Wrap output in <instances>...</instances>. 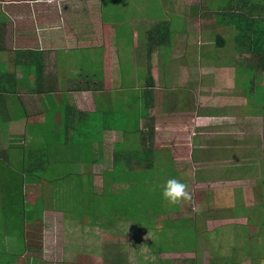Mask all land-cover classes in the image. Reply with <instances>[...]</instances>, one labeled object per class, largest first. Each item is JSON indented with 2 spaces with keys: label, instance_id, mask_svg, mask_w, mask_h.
I'll return each instance as SVG.
<instances>
[{
  "label": "crops",
  "instance_id": "crops-1",
  "mask_svg": "<svg viewBox=\"0 0 264 264\" xmlns=\"http://www.w3.org/2000/svg\"><path fill=\"white\" fill-rule=\"evenodd\" d=\"M224 5L226 8H223ZM231 5L232 3L227 4L226 0H23L22 2L0 0V61L8 62L14 71L12 77L9 69L5 72V79L8 83H12V86L5 85L3 79H0V185H5L4 189L0 190V207L6 208L5 213L11 217L17 215L16 219L27 223L25 255H40L42 251L31 247L34 244L31 225L34 224L37 229H42L48 222L49 212L57 217L59 215L63 217V209L58 208V201H48L44 192L51 191L64 174L65 168L60 165L59 155L77 154L79 150L78 145L74 144L76 137H73L72 130L76 121L63 117L64 105H67V109L89 113L90 117L96 119L95 125L97 130L99 129L100 143L93 140L91 145L87 144L91 157L96 163H76L78 169L75 193L86 187L85 182H82L81 172L90 168L95 173L102 168L100 166L107 161L104 157L106 151L113 152L116 145L125 140L123 134L127 131L123 130V109L142 111L137 118L128 121V126L131 129L134 126L138 128V139L145 137L147 133L152 134L153 150L146 154H159L162 149H159L157 144L162 141H158L157 133L160 132L159 121L164 120L162 117L164 112L171 110L172 113L186 119L188 123L192 121L189 115L181 114L180 109L170 107V96L174 100L172 105H176L180 95L186 97L191 95L186 88L179 89L175 86L173 90L166 87L172 84L174 64L177 62L173 46L178 45L179 49H182V57L189 66L202 61L213 64V57L206 58L203 52L214 53L219 50L220 53L221 50L227 51L230 47L233 52L231 56L228 52L226 55H220L228 62L235 56L237 59L241 58V55L234 50L235 37L239 39L235 35L233 26L234 19H237L234 13L246 15L248 11L238 10ZM234 5H238V0ZM17 7H20L19 10L23 9L24 19L21 24L34 27L36 35L32 39L28 36L25 40L17 42L16 31L12 29L16 23L13 18ZM248 10L249 12L254 10L250 3ZM250 14V17L255 15V13ZM24 29L26 27H22L21 32ZM3 33L6 35L11 33L8 36L9 40L5 41ZM218 34L224 40L222 47L215 46ZM200 37H203L204 41L197 54L194 50L196 47L194 41ZM165 49L172 67L170 75L162 60ZM32 53L35 56H31ZM127 60L129 64L125 65ZM250 65L254 66V63ZM5 67L9 68V66ZM257 74L263 80L264 69ZM16 80L20 81V84ZM36 80L38 83H35ZM237 80L240 81V76ZM255 84L254 79L252 89ZM17 85L20 87L17 88ZM236 87L244 89L242 82L236 83ZM164 88V92H160L161 95L153 96L154 90L162 91ZM30 91L35 93L31 94ZM27 95H36L37 100H40L41 96L45 98L47 96L50 97V102L47 101L46 106L38 107ZM69 96L67 101L62 98ZM95 96L103 98L109 96L110 106L96 102ZM163 97L165 101L162 100ZM62 101L66 103H61ZM168 102L170 105L166 107ZM181 102L178 105H181ZM129 103L132 105L131 108ZM112 107L120 111L116 123L100 128L101 110H110ZM53 108H56V113L49 115L47 131L43 128L46 123L43 115ZM13 109L16 113H10ZM32 123L36 124L37 128L39 126V137L35 142H32ZM110 145L111 148L108 149ZM14 152L20 156H16ZM30 154H45L49 159L44 164L41 162L40 167L37 168L40 171L44 170L46 177L42 176L41 179L35 180L32 177L31 181L29 175H25V168L31 164ZM165 155H162L164 159L169 157ZM50 162L54 165L53 172L52 168L50 169ZM103 170L104 178L103 174L109 172L111 167ZM49 180L52 182L49 183ZM105 183L104 178L102 190ZM90 184L95 192L91 179ZM28 185H33L34 189L31 193ZM11 198L17 199L12 201ZM18 201L20 205H16ZM27 207L29 214L25 212ZM20 214L24 220L21 219ZM114 217L117 218L118 213L114 214ZM164 219L169 222L177 220L189 222L183 217ZM80 223L85 225L87 231L95 230V227L99 228L101 225V222L91 223L85 219H81ZM33 235L36 237L35 233ZM108 236L111 239V234ZM16 242L17 240L11 242V251L15 248ZM169 246L171 244L164 246L161 251H154V254L167 256L168 251L172 250L167 248ZM85 251L94 253L93 248ZM101 251L100 249L98 254L105 255V258L107 252ZM139 251H141L140 256L133 260L137 264L160 262L156 261L158 258L155 259L147 247L139 248ZM147 255L151 258L147 259ZM110 256H116V252Z\"/></svg>",
  "mask_w": 264,
  "mask_h": 264
},
{
  "label": "rangeland",
  "instance_id": "rangeland-1",
  "mask_svg": "<svg viewBox=\"0 0 264 264\" xmlns=\"http://www.w3.org/2000/svg\"><path fill=\"white\" fill-rule=\"evenodd\" d=\"M19 8L17 7L13 18L16 22L15 27L12 26L17 34V42L25 40L28 36L32 39L36 35L34 27L21 24L24 17L23 9L19 10ZM254 18L264 23V14H255L250 19ZM22 27H26V29L21 32ZM10 35L11 33L7 35L3 33L5 41L9 40L8 36ZM71 38L74 40L73 36ZM203 41V37L194 41L196 44L194 50L197 54ZM173 50L177 62L174 64L175 72L172 84L166 85V87L173 90L175 86L179 89L186 88L191 95H189L190 97L180 95L176 105H172L174 100L170 96L171 105L168 102L166 107L170 105V107L180 109V113L189 115L192 121L188 123L186 119H182L171 110L164 112L162 115L164 120L159 121L161 123L160 132L157 133L158 141L162 142L157 146L162 149L159 152L160 157L163 154H169L172 169L178 171L176 175L170 176L187 184L191 200L175 206L165 203L161 195L162 186L159 184L166 178L158 175L159 179H154L157 176L155 175L153 176L155 184L147 185V183L153 182L152 180H140L134 185L139 191L147 186L154 189L156 193L151 203L153 211H155L150 215L142 211L137 213L141 218H146L141 223L139 220V223L137 221L131 225L122 215L118 214L116 218L114 212H111L99 215L100 227L87 231L85 225L81 224L78 219L71 218L67 214L57 217L49 212L48 222L42 229H37L34 224L31 225L34 242L31 247L42 250L40 255L24 254L27 223L25 221L16 222L15 217L5 213L6 208L0 207V264H137L133 260L140 256L139 248L146 247L155 259L158 258L156 259L157 262L160 261L158 264H264V89L259 90L260 97L256 98L257 104H249L247 95L242 91L244 89L236 87L237 77L244 71V68L252 63L255 64L256 56L246 54L238 59L235 56L228 62L222 55H226L228 52L231 56L233 52L230 47L227 51L221 50L220 53L219 50L214 53L203 52V56L206 58L213 57V64H206L201 60V63L189 66L184 60L185 58L182 57V49L175 45ZM168 59L165 49L162 60H164L166 71L170 75L172 67ZM238 62H240L239 66ZM128 64L129 60L125 62V65ZM5 66H9V68ZM7 69L12 77L14 73L12 66L8 62L0 61V79H3L5 85L12 86V83H8L5 79ZM30 83L33 84L32 80ZM261 83L264 85V77ZM164 90L165 88L162 91L154 90L153 96L161 95L160 92H164ZM254 90L258 92L257 88ZM30 93L34 94L35 92L30 91ZM27 97L33 99L38 107L46 106L47 101L50 102V97L47 96L46 98L41 96L40 100H37L36 95H27ZM62 98L67 101L70 96ZM94 100L110 106L109 96L105 98L95 96ZM162 100L165 101L164 97ZM179 102L181 105H178ZM61 103L66 102L62 101ZM129 107H132L131 103H129ZM64 108L63 117L76 121V124L72 126L73 137H76L74 144L79 146L80 154H90L91 151L84 148V145L90 144L93 140L100 143L99 129L97 130V125H95L96 119L90 117L89 113H82L72 108L67 109V105H64ZM117 108L101 110L102 125L100 128L116 123L120 112ZM216 109L220 111H216ZM125 110L123 109V111ZM127 111H132L134 119L137 118L136 110L129 109ZM12 112L16 113L14 109L10 111V113ZM54 113H56V108L47 111V113L44 112L43 117L46 118V123L43 128L47 131L49 130L47 126L49 115ZM180 113L179 115H181ZM35 125L33 124L31 131L32 142H35L39 137V126L37 128ZM133 128V130L128 128L131 130L127 138H131V133L135 137L139 135L138 128L136 126ZM70 129L71 127H69ZM163 137H165L164 140ZM127 138L126 146L130 144L127 142ZM124 143L125 140L118 145L122 147L125 146ZM109 148L111 145L108 146ZM113 152L106 151L107 154H104V157L107 161L95 173L90 168L81 172L82 182H87V177H90L96 193L103 191L102 172L103 169L111 167ZM116 152H119V149H116ZM14 154L16 153L14 152ZM16 156H20V154H16ZM67 156L70 157L68 154L59 155L60 165L65 169L68 168L77 178L76 163L78 162L71 161L68 166ZM163 167L170 169L171 166L165 161ZM51 168L53 172L54 165H51L50 162ZM37 171L40 170L37 169ZM151 173H148V176ZM43 176L46 177V175ZM67 181L68 177L64 171V180L54 186L51 191L44 192L48 201L53 200L63 204L72 198L68 195V198L65 199L64 188L68 187ZM51 182L49 180V183ZM65 184L66 187H64ZM79 184L81 185V181ZM4 186L1 184L0 190L4 189ZM27 187L31 188L29 193L34 189L33 185ZM112 187H120V184L115 183ZM11 199L15 201L17 198ZM135 200L136 203H139L140 208H143V203H148L142 195H137ZM235 200H239L241 204L247 206L245 211L239 204H236L234 211ZM20 204V201L16 203V205ZM166 206L172 207L173 210L168 213L157 212ZM25 212L29 214L28 207ZM233 212H240L242 215L238 217L236 214L237 217L236 215L234 217ZM165 217H175V219L183 217L189 222L180 220L169 222L164 219ZM21 219L24 220L22 215ZM194 230L196 231L195 235ZM34 233L36 237L33 235ZM108 234H111V239ZM14 240L17 242L11 251L10 244ZM168 244L171 246L167 248L172 250L168 251L167 256L154 254V251H161ZM92 248L94 253L85 251ZM100 249L107 252L108 255L106 254L105 258V255L98 254ZM113 252H116L117 258L110 256ZM29 258L32 260H28ZM148 258L151 256L147 255ZM162 259L165 261H161Z\"/></svg>",
  "mask_w": 264,
  "mask_h": 264
},
{
  "label": "trees",
  "instance_id": "trees-1",
  "mask_svg": "<svg viewBox=\"0 0 264 264\" xmlns=\"http://www.w3.org/2000/svg\"><path fill=\"white\" fill-rule=\"evenodd\" d=\"M226 2L227 4L232 3L231 6L236 7L238 10L248 11L246 12V15L234 13L237 17V19H234V31L235 35L239 37V39L235 37L236 42L234 45V50L241 56L244 54L255 55L256 62L254 66L249 65L247 68H244V71L239 74L240 81L237 80L236 83L242 82V87H244L245 93L249 99V104H257L256 98L257 96L260 97L259 90L264 89V85L261 83L262 79L257 74L264 69V23L260 22L259 19H250V13L264 14V0H238V5H234L235 3H237V0H226ZM249 3L251 5V8L254 9L252 12H249L248 10ZM224 7L226 8V5H224L223 8ZM246 17H248L249 19H245ZM242 18H244L245 20H242ZM223 45L224 40L221 38V35L218 34L216 36L215 46L222 47ZM32 54L33 55L31 56H35L34 53ZM255 70H257V72ZM252 78H254L256 81L255 87L253 89L252 87L254 79ZM16 82L20 84V81L16 80ZM35 83H38V80H36ZM18 87L20 86L17 85V88ZM256 88L258 92L254 90ZM216 110L218 111V109ZM131 112L132 111L127 110L123 111V130L127 131L125 134H123V138H125V146L127 135L131 130L128 129L131 128L130 126H128V121L134 119V115L131 114ZM137 114H142V111L137 110ZM151 136L152 134L147 133L145 137H141L138 139V136L135 137V135L131 133V138H127V142H130V144H128L126 147L122 146L123 148L120 145H116V147L114 148L115 150L112 154L111 170L103 174L104 178L106 179V183L103 191L100 193H95L93 191V188L90 186L91 184L89 178L87 179V182H85L86 187L83 190L75 193L73 189L76 183V176L74 173H71L68 168H66L64 171L66 172L68 177V189L65 184V199L68 198V195H70L72 198H69L63 204H59L58 202V208L63 209L64 215H70L71 218L78 219L80 221L81 219H86L91 223H99V221L101 222L99 215L108 214L111 212H114V214L118 213L119 215H122V217L129 221L131 225H134L135 222L137 223V221L139 223V220L140 223L145 221L146 218H141L140 214L137 213L142 211L150 215L155 211H153V205L151 203L156 193L154 189L147 186L139 191L134 186L135 183L140 180H152L153 182L147 183V185L155 184L154 179H159L158 175H160L166 178L164 182L159 184V186L161 185L163 187L170 175L173 176L178 173L177 170L172 169V162L170 160V157H166V159H164L163 156L160 157V154H146V152H151L153 150ZM78 147L79 146H77V148ZM84 148H88L87 144L84 145ZM116 149H119V152H116ZM30 155L31 164L25 168V175H30L29 179L31 181L32 176L34 180L41 179V177L45 175L44 170H42V173H40V171H37V168L40 167L39 165L41 162L44 164L49 159L45 154ZM68 155H70V157L67 156L68 166H70L71 161L73 162L74 160L76 162L82 163H96V161L92 159L91 154H80V150H78L77 154ZM168 155L169 154H166L165 156ZM165 161H167V163L171 166L170 169H165V167H163ZM150 172L152 173L150 174V176H148V173ZM141 175H144L145 177H142ZM155 175H157L156 178L153 177ZM171 176L169 177V179L171 178ZM63 180L64 174L60 178V181ZM114 183H119L120 187H111V185ZM137 195L144 196V199L148 202L146 204L143 203V208H140L139 203H136L135 199ZM165 203L167 202L165 201ZM236 204H239L241 208L244 209V211L247 208L245 204H241L239 200H235L234 211ZM116 207L119 208L114 209ZM171 210H173L172 207L166 206L162 210H157V212L168 213ZM236 214L238 215V217H241L242 215V213L240 212H233L234 217ZM16 217L17 215H15V219ZM16 222L22 221L16 219ZM195 234L196 231L194 232V235ZM114 257L116 256H112V258Z\"/></svg>",
  "mask_w": 264,
  "mask_h": 264
},
{
  "label": "clouds",
  "instance_id": "clouds-1",
  "mask_svg": "<svg viewBox=\"0 0 264 264\" xmlns=\"http://www.w3.org/2000/svg\"><path fill=\"white\" fill-rule=\"evenodd\" d=\"M162 198L169 205H180L184 201L191 200L187 184L176 178H170L162 187Z\"/></svg>",
  "mask_w": 264,
  "mask_h": 264
}]
</instances>
